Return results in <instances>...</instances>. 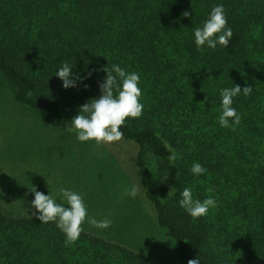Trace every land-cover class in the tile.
I'll return each mask as SVG.
<instances>
[{
	"label": "trees",
	"instance_id": "trees-1",
	"mask_svg": "<svg viewBox=\"0 0 264 264\" xmlns=\"http://www.w3.org/2000/svg\"><path fill=\"white\" fill-rule=\"evenodd\" d=\"M217 3L233 37L226 48L197 49L192 29ZM65 62L82 78L75 87L54 74ZM113 63L140 74L144 108L126 118L122 138L137 148L138 180L175 257L160 262L83 228L67 244L55 222L22 207L0 208V264H187L196 256L201 264H264V0H0V78L13 91L0 88V133L21 136L7 120L27 122L14 102L69 132L79 106L100 95L101 68ZM233 84L252 91L233 98L240 123L221 127L218 92ZM6 140L4 164L27 155ZM193 161L207 174L194 178ZM184 186L196 199L211 188L216 208L187 215L177 203Z\"/></svg>",
	"mask_w": 264,
	"mask_h": 264
},
{
	"label": "rangeland",
	"instance_id": "rangeland-1",
	"mask_svg": "<svg viewBox=\"0 0 264 264\" xmlns=\"http://www.w3.org/2000/svg\"><path fill=\"white\" fill-rule=\"evenodd\" d=\"M0 88L11 97L12 88L1 78ZM13 104L15 110L20 108L22 111L21 117L19 113L15 117L25 118L27 122L7 119L14 127L11 131L15 136H21L17 142L10 132L0 133V150L4 145L6 147L8 136L10 144L7 147L10 145L14 152L20 149L27 155L10 164H4L5 159L0 158L1 209L19 213L24 207L30 211L32 187L44 194L48 191L55 193L60 186L70 187L81 193L90 216L112 220L106 229L95 228L86 222L81 225L83 229L120 242L160 262L166 263L175 257L174 245L156 227L154 211L145 199L143 187L135 198L124 194L125 186L139 183L134 164L137 148L133 143L123 138L110 144L81 143L75 139L74 133L51 130L38 115L27 112L15 102Z\"/></svg>",
	"mask_w": 264,
	"mask_h": 264
},
{
	"label": "clouds",
	"instance_id": "clouds-1",
	"mask_svg": "<svg viewBox=\"0 0 264 264\" xmlns=\"http://www.w3.org/2000/svg\"><path fill=\"white\" fill-rule=\"evenodd\" d=\"M183 15L189 17V12L185 11ZM232 37V29L227 26L225 10L220 3L211 7L200 26L192 29L193 43L197 49L201 46L215 49L217 45L226 48ZM72 68L73 64L65 62L54 73L62 82L63 88L75 87L77 79L82 82V78L71 71ZM101 71L105 75L98 84L100 95L79 106L77 114L70 120L68 131L74 133L75 139L81 143L95 141L97 144H110L119 141L123 136L121 126L126 118H139L144 108L140 102L142 90L139 86V73L126 71L118 63H113L110 67L105 65ZM251 91V86L241 87L236 84L230 88L219 89L220 112L217 121L221 127H234L240 123L241 116L232 106L233 98L241 94L248 95ZM167 150L170 153L167 156L169 162L174 161L177 158L176 151L171 146ZM189 171L194 178L207 174V169L197 161H193ZM141 187L140 182L129 184L125 186L124 194L135 198ZM30 191L33 196L29 206L32 215L40 223L55 222L56 227L64 234L67 244L78 240L83 231L81 225L85 222L98 229L109 228L112 224L109 217L98 220L90 216L81 193L70 187L60 186L55 193L48 191L47 194L36 191L34 187ZM207 191L211 194L203 199H196L192 188L184 186L179 192L177 203L190 217H204L210 209L217 206L213 190L209 188ZM187 264H201V260L196 256L189 259Z\"/></svg>",
	"mask_w": 264,
	"mask_h": 264
}]
</instances>
